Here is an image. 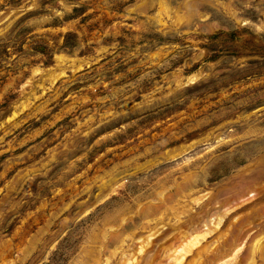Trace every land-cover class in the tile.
I'll list each match as a JSON object with an SVG mask.
<instances>
[{
	"label": "clouds",
	"instance_id": "9594fccd",
	"mask_svg": "<svg viewBox=\"0 0 264 264\" xmlns=\"http://www.w3.org/2000/svg\"><path fill=\"white\" fill-rule=\"evenodd\" d=\"M0 264H264V0H0Z\"/></svg>",
	"mask_w": 264,
	"mask_h": 264
}]
</instances>
